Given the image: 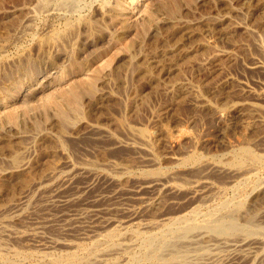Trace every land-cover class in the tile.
<instances>
[{
  "label": "rangeland",
  "instance_id": "obj_1",
  "mask_svg": "<svg viewBox=\"0 0 264 264\" xmlns=\"http://www.w3.org/2000/svg\"><path fill=\"white\" fill-rule=\"evenodd\" d=\"M56 1L0 0V60L43 70L45 36L85 19L114 38L82 60L111 40L113 66L69 130L45 100L17 134L0 115V264H264V0H177L136 37L102 19L112 0Z\"/></svg>",
  "mask_w": 264,
  "mask_h": 264
},
{
  "label": "bare ground",
  "instance_id": "obj_2",
  "mask_svg": "<svg viewBox=\"0 0 264 264\" xmlns=\"http://www.w3.org/2000/svg\"><path fill=\"white\" fill-rule=\"evenodd\" d=\"M46 1H48V0H46ZM61 1H59L60 3L57 2V1L56 2L59 3L60 4L59 6H61L63 8H64V6L67 7V5H65V4H68L69 2L68 3H65V2L68 1V0L62 1V2ZM72 1H74V0H72ZM187 1L189 3H192L194 0H187ZM203 1H205V0H203ZM218 1H224V0H218ZM124 2H125L124 0H112L107 5V10L103 13V16L102 17H104V18H102V17L101 18L103 20L105 19L108 22V23L105 22V24L106 23L108 24L107 25L108 27H110V26L115 27V25L121 26L122 31H121V33L120 32L119 33L121 34V36H125V37L128 36V35H130V34L133 35V33L135 31L137 32V28H139L140 25H141V27H140L139 30H141V33H142V31L143 32L149 31L150 29L148 30V28H149V26L152 23L153 24L155 23L154 25H156V23H157V25H158V23L160 22V21L158 22V20H159L158 17H160V16H158V13L154 10V7H157L158 10H160V9L165 10L166 13H167L166 16H168L169 20H175V21L177 20L178 15H179V13L181 11L180 9L182 8V7L180 8V5H179V3H178L177 0H131V2L129 4L130 7L125 6L126 3H124ZM72 3H74V2H72ZM46 5H49V4L46 3ZM70 6H71V4H70ZM66 7H65V9H66ZM52 9H54V8H52ZM67 9L70 11V8H67ZM50 12H53V11L50 10ZM60 19H61V17H60ZM162 20H165V19H162ZM169 20H167V21H169ZM207 22L209 23L208 20H207ZM92 23L95 24V22H92ZM92 23L89 20L78 19V20H75L74 22L68 23L63 30H59L58 29V30H55V31H52V32L48 33L45 36V38L43 39V41L41 42L40 46H39V49H40V51L42 53V58H43L42 60L45 61L44 62V69L43 70H41L40 68H38L36 70V72H34V73L32 72V68H34L36 66V64L38 62H40L41 60L40 61L38 59H37V61L36 60H33V59H31V56L30 55H28L30 57L22 56L24 58L18 57L17 59L12 60V61H9L6 58L0 60V70L1 69H6L7 65L9 66V67H7V70L8 71H6L5 73L4 72L2 73V71H4V70H1V73L2 74H5V75H3L4 76L3 78L0 77L2 80L4 79L3 80L4 85H3V87L1 86L2 88H0V98H1L0 99V115L1 114H4V115H6V116L9 117V120L11 121V124H12L11 131L14 130V134L16 133V131H20L21 129H23V124H21V122H19V120H18V118L16 116V111H19V108L20 107H22V106L25 107L26 104L31 103L32 101H42V100H45L43 102L46 103V107L49 105V106H52V109L53 108L55 109V111H56L55 116H54V114H52V118L54 116V120H52L50 118L51 114H48V116L45 115L43 117L44 118V121L46 122L45 123L46 126H50L52 124H55L54 122H56L59 127L57 125H54V126H57L58 128H61L62 129L63 127H66L69 124L75 123V121H76L75 119L77 117L78 118H81L79 116L81 115V112H82L81 111L82 110L81 108H83L82 107V105H83L82 102L84 100L83 98H85L84 96L86 95L87 97H90V98L93 96L95 98V95H97L96 93L98 91L97 90V83H98L99 80H101V75L104 74V71L103 70H105V69L106 70H111L110 67L113 66L111 64V61H113V60L112 59L110 60V54H111V52L114 51L115 46L113 44L112 46L109 45V47H106V44H107L106 41L108 39H112L111 38V36L113 35V34L111 35L112 31L110 30L111 31V33H110V31L107 30V27L105 25H104L105 27H103V26L101 27V25L98 23L100 25V27H97V26H94ZM102 23H104V22H102ZM222 24H223V22H222ZM159 28L157 27V29H159ZM115 29L116 28H113V31H115ZM116 30H118V29H116ZM139 30H138V32H140ZM99 33H101V35ZM117 33H118V31H117ZM151 34H153V33H151ZM133 36H135V35H133ZM138 36L139 35H137V37ZM135 37H133V38H135ZM139 37H141V36H139ZM104 38H106L107 40L104 43L105 44L104 45L105 48L103 50H101V53L100 54H97V56L95 58H92L91 57V59H89V56H88L87 57L89 59L88 61H85L86 59L83 58V60H84L83 61L82 60V56L84 55L85 51H88V50L91 51V49H93V50L94 49L99 50L97 47L99 46V44L101 42L104 41ZM118 38L121 39L122 37H119L118 36ZM133 38H131V39L128 38V39L129 40H133ZM125 39H127V38H125ZM128 39H127V41H129ZM143 39H145V38L143 37ZM121 41H122V39H121ZM174 41H175V39H174ZM110 42H111V40L108 42V44ZM114 43H115V41H114ZM116 43H118V42H116ZM78 44H81L82 45V50H79V46L80 45H78ZM118 44H123V42L122 43H118ZM127 45L129 46V43ZM127 45H126V47L128 48ZM101 46H102V44H101ZM119 48H120V46H119ZM119 48H118V51L121 50ZM124 50H126V48ZM75 54L76 55H79L80 58L79 57H78L79 59L78 58H75ZM122 54H124V53H122ZM126 55H127V53H126ZM132 56H134V55H132ZM111 57H112V55H111ZM60 60L66 62V64H68V65H65L63 63V67H60L61 65H58L57 64V63H59ZM98 63H101V64L99 65ZM133 63H135V62H133ZM56 64L60 67V68L58 67L59 69L62 68L61 72L59 71L61 73V76H59V77L57 76L58 74L56 72H51L52 69H53V67L56 66ZM97 64H98V66H96ZM110 65H112V66H110ZM128 66H131V63H130V65H127V67ZM55 71H56V69H55ZM148 73H149V71H148ZM49 74H50V78H52L54 81H51V83L48 86H44V84L46 82L44 80L47 78L46 75L49 76ZM118 74H119V72H118ZM153 78H154V76H153ZM53 89H55L56 92H57L55 95H52L53 93L52 94H50V93L47 94L48 92H51ZM37 123H38L37 121L36 122L35 121L33 122V124H34V126L36 128H37V126H39V124H37ZM24 126L26 128V125L25 124H24ZM34 126H33V128H34ZM57 127H55V128L58 129ZM66 129H68V128L66 127ZM58 131L61 133L60 129ZM9 133H11V132H9ZM62 134H64V133H61V135ZM1 138L3 139L4 137H0V140H1ZM16 180H15V182H16ZM18 181H19V183H24L25 182V181H21L20 182V180H18ZM61 186L62 185L59 186V189H60ZM61 190L62 189H60V192H63ZM54 192H56V191H54ZM64 194H63V196H64ZM60 195H61V193H60ZM65 196H66V194H65ZM58 197L61 199L62 195L61 196H58ZM59 201L60 200H58V202ZM64 201H66V200H64ZM51 202H53V201H51ZM53 205H55V203ZM94 211H96V210H94ZM91 212H93V211H91ZM97 212H98V210H97ZM99 212H100V210H99ZM100 213H98V214H100ZM93 215H95V213ZM221 228L223 229V227H220V229Z\"/></svg>",
  "mask_w": 264,
  "mask_h": 264
}]
</instances>
